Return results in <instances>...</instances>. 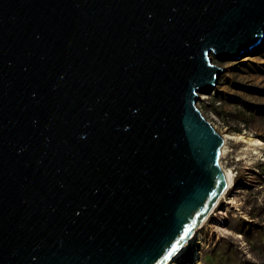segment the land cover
<instances>
[{
  "label": "water",
  "instance_id": "1",
  "mask_svg": "<svg viewBox=\"0 0 264 264\" xmlns=\"http://www.w3.org/2000/svg\"><path fill=\"white\" fill-rule=\"evenodd\" d=\"M264 0H0V264H169L238 156L196 107Z\"/></svg>",
  "mask_w": 264,
  "mask_h": 264
},
{
  "label": "rangeland",
  "instance_id": "2",
  "mask_svg": "<svg viewBox=\"0 0 264 264\" xmlns=\"http://www.w3.org/2000/svg\"><path fill=\"white\" fill-rule=\"evenodd\" d=\"M209 58L224 69L195 105L238 156L229 187L170 264H264V38Z\"/></svg>",
  "mask_w": 264,
  "mask_h": 264
},
{
  "label": "bare ground",
  "instance_id": "3",
  "mask_svg": "<svg viewBox=\"0 0 264 264\" xmlns=\"http://www.w3.org/2000/svg\"><path fill=\"white\" fill-rule=\"evenodd\" d=\"M223 137H224V139H226V140L229 139V138H227L226 136H223ZM223 137H222V138H223ZM253 145H254V144H253ZM250 146H251V145H250ZM231 179H232V176H231L230 180L227 182V187H229V184H230V182H231ZM227 187H226V189H227ZM223 193H224V192H223ZM223 193H222V195H223ZM222 195H221V196H222ZM215 205H216V204H215ZM214 207H215V206H214ZM214 207H213V208H214ZM211 211H212V210H211ZM195 235H196V234H195ZM195 235H194V236H195ZM194 236L192 237V239L194 238ZM192 239H191V241H192ZM169 264H170V263H169Z\"/></svg>",
  "mask_w": 264,
  "mask_h": 264
}]
</instances>
